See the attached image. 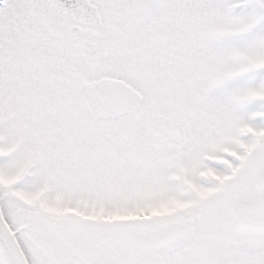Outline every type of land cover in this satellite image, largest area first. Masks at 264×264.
<instances>
[{"label":"snow or ice","instance_id":"obj_1","mask_svg":"<svg viewBox=\"0 0 264 264\" xmlns=\"http://www.w3.org/2000/svg\"><path fill=\"white\" fill-rule=\"evenodd\" d=\"M0 264H264V0H0Z\"/></svg>","mask_w":264,"mask_h":264}]
</instances>
